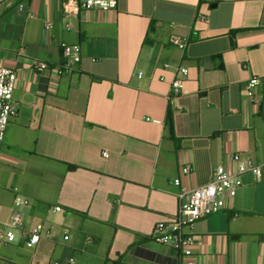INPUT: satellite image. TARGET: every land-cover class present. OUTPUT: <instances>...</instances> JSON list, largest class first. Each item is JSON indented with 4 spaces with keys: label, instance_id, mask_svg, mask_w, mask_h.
<instances>
[{
    "label": "crops",
    "instance_id": "obj_1",
    "mask_svg": "<svg viewBox=\"0 0 264 264\" xmlns=\"http://www.w3.org/2000/svg\"><path fill=\"white\" fill-rule=\"evenodd\" d=\"M67 1L79 0H0V66L17 75L18 110L0 146V221L23 196L24 232L42 227L34 247L23 232L0 244L1 264H178L152 234L179 189L232 171L233 153L264 159V108L243 93L252 77L264 92V0H116L77 16ZM64 42L81 45L73 74L36 71L63 63ZM182 164L192 171L178 188ZM195 234L197 264H264V178L244 174Z\"/></svg>",
    "mask_w": 264,
    "mask_h": 264
},
{
    "label": "built area",
    "instance_id": "obj_2",
    "mask_svg": "<svg viewBox=\"0 0 264 264\" xmlns=\"http://www.w3.org/2000/svg\"><path fill=\"white\" fill-rule=\"evenodd\" d=\"M116 0H79L76 4L67 1L64 6L66 16H77L81 10L108 11L116 9ZM72 29L67 24L66 30ZM173 45L179 48L185 47V42L172 37ZM61 53L63 63L53 65L46 61L37 60L33 66L36 71L49 72L57 77L73 74L77 64L81 62L82 52L79 43H62ZM188 68L181 67L177 70L178 77L171 83V95L180 96L185 84ZM140 76V75H139ZM17 75L14 70L0 66V146L3 145L9 122L17 115L18 110L14 104L13 96ZM261 86L259 77L250 78L243 88L244 96L250 102L259 101L264 108V92L258 93ZM104 157L109 152H103ZM233 170L228 171L223 165L216 166L212 170L211 181L198 186L192 191L181 189V177L192 171L190 164L180 166V174L173 180V184L180 188L177 193V211L165 221L158 222L153 230V239L174 250L179 258L178 264H197L194 246L198 240L195 234L196 222L205 215L218 213L226 208L228 199L234 198L238 188L242 185V176L250 173L256 180L264 178V159L256 161L251 157H243L240 153L231 154ZM30 199L16 196L13 201L12 213L7 220L0 221V244L11 245L16 243L17 234L23 232L27 238L25 245L29 248L36 246L42 236V227L35 226L28 232H24L23 216L24 208L30 204ZM61 211V207H55ZM68 239V236H64ZM0 259V264H1ZM74 258L69 263L74 264Z\"/></svg>",
    "mask_w": 264,
    "mask_h": 264
},
{
    "label": "trees",
    "instance_id": "obj_3",
    "mask_svg": "<svg viewBox=\"0 0 264 264\" xmlns=\"http://www.w3.org/2000/svg\"><path fill=\"white\" fill-rule=\"evenodd\" d=\"M169 122L170 123L172 122V116H171V114H169Z\"/></svg>",
    "mask_w": 264,
    "mask_h": 264
},
{
    "label": "water",
    "instance_id": "obj_4",
    "mask_svg": "<svg viewBox=\"0 0 264 264\" xmlns=\"http://www.w3.org/2000/svg\"><path fill=\"white\" fill-rule=\"evenodd\" d=\"M81 15H82V17H84V15H85V11H82V12H81Z\"/></svg>",
    "mask_w": 264,
    "mask_h": 264
}]
</instances>
